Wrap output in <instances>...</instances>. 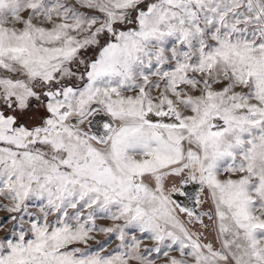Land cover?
Listing matches in <instances>:
<instances>
[{"label": "snow or ice", "instance_id": "1", "mask_svg": "<svg viewBox=\"0 0 264 264\" xmlns=\"http://www.w3.org/2000/svg\"><path fill=\"white\" fill-rule=\"evenodd\" d=\"M0 264H264V0H0Z\"/></svg>", "mask_w": 264, "mask_h": 264}]
</instances>
